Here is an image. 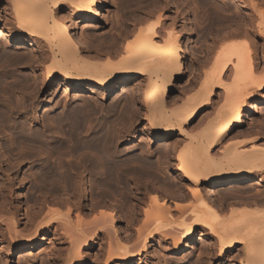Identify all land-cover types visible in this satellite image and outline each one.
I'll use <instances>...</instances> for the list:
<instances>
[{
  "label": "bare ground",
  "instance_id": "6f19581e",
  "mask_svg": "<svg viewBox=\"0 0 264 264\" xmlns=\"http://www.w3.org/2000/svg\"><path fill=\"white\" fill-rule=\"evenodd\" d=\"M3 1L10 11L0 8V37L8 39L0 47V264H14L16 252L27 258L51 233L57 251L32 264H160L161 252L178 254L197 234L206 245L194 248L196 264L227 256L264 264V208L225 212L213 190L257 184L253 174L264 173V145L255 143L264 134L231 143L253 132L246 113L264 107V0H193L192 10L182 0H134L116 34L97 46L77 36L74 21L95 26L109 0ZM196 34L205 35L197 49ZM57 80L58 90L97 99L75 94L40 122L39 92ZM129 85L133 93L101 106ZM144 123L169 158H149L150 146L141 156L120 147ZM29 162L37 183L30 199L29 177L20 174ZM166 172L177 188L159 184Z\"/></svg>",
  "mask_w": 264,
  "mask_h": 264
},
{
  "label": "rangeland",
  "instance_id": "374dc122",
  "mask_svg": "<svg viewBox=\"0 0 264 264\" xmlns=\"http://www.w3.org/2000/svg\"><path fill=\"white\" fill-rule=\"evenodd\" d=\"M110 1V5L109 6H105L104 7V10L102 11V14H101V18L96 21V24L95 26H93L91 23L92 21H89L87 20L86 18H78L76 19V21H74V31L76 32L77 36L82 38L83 41L86 42V38H88L87 40V43L90 45V46H97L98 44H102V40L103 39H110L114 34H116L117 32V25H118V21L119 19L121 20V18L123 19L124 17V14H129L128 12H132L131 10H134V6L136 7V4H135V1H134V5L133 2L130 0L126 1V0H109ZM193 0H182V2L185 4V6L187 8H191L190 10H192V6L195 4H192ZM129 2H132L131 4ZM237 4V3H236ZM5 5V6H4ZM221 5V3H220ZM7 6V7H6ZM9 7V4L7 5V3L5 1H3L1 4H0V8H2V14L4 16H8V12L10 11V9L8 8ZM200 9V8H199ZM203 10V8H201ZM128 10V11H126ZM201 10V11H202ZM203 12V11H202ZM63 14H67V12H64ZM121 14V16H120ZM126 14V15H127ZM119 15V16H118ZM125 15V16H126ZM120 17V18H119ZM196 15H194V13L192 12L191 14V21H192V25L195 26V32L198 31L200 28H199V25L196 24V19H195ZM118 20V21H117ZM113 26V27H112ZM116 26V27H115ZM116 31H114L113 30ZM116 28V29H115ZM200 31V30H199ZM198 31V32H199ZM207 31H208V28H207ZM83 33V35H82ZM197 33V32H196ZM201 33V32H200ZM100 34V35H99ZM197 35V34H196ZM1 36V34H0ZM101 36V37H99ZM103 36V37H102ZM108 36V37H107ZM198 37H196L197 40H195V44H197V46L195 47L196 49L199 48V44L201 45L202 42H200V39H204V37H200V34L197 35ZM85 37V39H84ZM100 39H99V38ZM105 37V38H104ZM200 37V38H199ZM3 38V40H2ZM6 38V39H5ZM97 38V39H96ZM102 38V39H101ZM199 38V39H198ZM201 39V41H203ZM7 37L4 36V37H0V47H6L5 43L7 42ZM90 40V41H89ZM5 41V42H4ZM197 41V42H196ZM99 42V43H98ZM199 42V43H198ZM93 43V45H91ZM97 43V44H95ZM2 47V48H3ZM19 50L16 49V52H18ZM15 52V49L13 51V53ZM14 53V55H17V53ZM198 52H199V49H198ZM19 55V53H18ZM188 64V65H187ZM186 68L188 70H191V63L190 61L186 62L185 64ZM184 81V80H183ZM183 81H177L176 83L178 84H181L180 86L182 87L184 84H183ZM58 82V83H57ZM60 83V80H57L52 87H50L49 89L45 90V91H40L39 92V99H41V101H45L46 104H41L42 106H40L39 110H38V114L40 116V122L42 120H44L43 118L46 117V115L48 114V112L52 113L53 112V108L57 106V109L56 111L59 112L61 111L65 105V103H69L70 101V98H73V96L75 97L76 95L75 94H78V92H74V91H65V90H58V85ZM68 92V93H67ZM134 92V89H133V86L132 85H129L126 89V91H124L123 93V90L122 88H118L116 90H114L112 93H110V95L105 99V101L103 102L101 99L98 100V104L99 102H103L101 104V106L104 105V107H107L111 105V102L114 103L116 102L117 100H119V98L123 97L124 95H126L127 93L131 94ZM119 93V94H118ZM79 95H81L85 100H88L90 99V101L95 100L97 98H93V95L89 92H80ZM91 95V96H90ZM120 95H122L120 97ZM112 96V97H111ZM15 97V96H14ZM90 97V98H89ZM114 97V98H113ZM118 97V99L116 100V98ZM76 98V97H75ZM82 98V99H83ZM88 98V99H87ZM83 99V100H84ZM81 101V100H79ZM100 102V103H101ZM58 103V105H57ZM64 103V104H63ZM81 103V102H79ZM62 104V105H61ZM47 105V106H46ZM100 105V104H99ZM60 106L62 109H60ZM49 108H51L49 110ZM46 111V112H45ZM45 112V113H44ZM41 114V115H40ZM46 114V115H44ZM42 117V118H41ZM245 122H246V126H245V130L248 132H252V131H249V130H253V132L248 135L249 133H245L244 135L241 134L237 137H235L233 140L236 141V142H231V143H234V144H241V145H249L251 142V138H253L254 136V130L258 129L259 130V133L260 134H264L263 132V129H264V107H261L259 106H256L254 108V114L252 115V117H249V114L246 113V117L244 118ZM43 122V121H42ZM123 120H121V122L119 123H122ZM257 125V126H256ZM119 126V124H118ZM144 130L143 131H140L137 136H136V140L134 142H131V143H127V140H123L120 147L124 150V152H128L129 154H132V152L136 151L135 154H142V151L143 150H146L149 146H150V150L152 151V155H149V158H161L160 160L162 161V158H169L167 157V154L165 153V147L162 145V143H160L159 141L156 140L155 137L151 136V131L150 129H148L149 127H147L144 123ZM263 126V127H261ZM117 127V124L116 126ZM261 128V129H260ZM262 130V132H261ZM258 132V131H257ZM247 134V135H246ZM256 134V133H255ZM147 135V136H146ZM139 136V137H138ZM245 136V137H244ZM252 136V137H251ZM146 137V138H145ZM149 137L152 138L151 140H149ZM4 139V141H3ZM144 139V141H143ZM249 139V141H248ZM2 140V141H1ZM232 140V141H233ZM146 141V142H145ZM246 141V142H245ZM3 142V143H2ZM4 142H6V139H5V136L0 138V145L4 146ZM137 142V143H136ZM148 142V144H147ZM249 144H248V143ZM2 143V144H1ZM256 144H260V145H264V140H261V141H255ZM130 144V145H129ZM147 144V145H146ZM161 146H159V145ZM126 145V146H125ZM132 145V146H131ZM142 147H141V146ZM146 145V146H145ZM136 146V147H135ZM5 147V146H4ZM126 148V149H125ZM143 150H140L142 149ZM145 148V149H144ZM4 150V148H3ZM163 150V151H162ZM139 151V152H138ZM164 152V154H163ZM134 154V153H133ZM159 154V155H158ZM166 154V155H165ZM140 155V156H141ZM156 156V157H155ZM160 156V157H159ZM148 158V156H146ZM73 159V158H72ZM76 159V158H75ZM74 159V160H75ZM165 161V159L163 160V162ZM33 162H29L27 163V165H25L24 167H22V169L20 170V174L22 172V176H28L27 179V184L25 186V188L27 189V192H26V196L28 198L29 194L30 196L32 194H35L36 193V189L34 186L37 185V183H35V180L33 181V179L31 178L32 176V173L30 175V172H31V168L29 169V165L32 164ZM166 165V162L163 164V166ZM28 166V167H27ZM34 167H32L33 169ZM28 170V171H27ZM261 175V180H260V176ZM263 175V176H262ZM256 176V177H255ZM160 178V182L159 184L163 185L164 187L166 186L168 189H173L174 187V184L172 183V180H173V177L170 173H165V174H162L159 176ZM253 177H255V180L259 181L257 184H247L241 188H229V189H221L220 188V185H217L215 187H213V190H216L217 192V195H221L220 197H223L224 198V207L225 208V212L229 211L230 208L234 205L235 206H249L252 208V206H261L262 208H264V173L263 171L260 173H254L253 174ZM171 179V180H170ZM169 180V181H168ZM29 182V183H28ZM168 182V183H167ZM172 184H171V183ZM93 182H87V185H86V189H85V197H84V203L88 202L90 203L91 200V194L89 193L90 189H93V185H92ZM176 183V182H175ZM178 185V183H176ZM175 184V188H177ZM71 185V184H69ZM68 185V186H69ZM170 185V188L169 186ZM67 186V187H68ZM257 186V187H256ZM37 188V187H36ZM69 189L71 188L70 186L68 187ZM67 188L68 191H66V194L68 195H71L70 194V190ZM248 188V189H247ZM258 188V189H257ZM239 189V190H238ZM241 189V190H240ZM35 191V192H34ZM241 191V192H240ZM237 192V193H236ZM239 192V193H238ZM245 192V193H244ZM247 192V193H246ZM29 193V194H28ZM229 193V194H228ZM231 194V195H230ZM239 194V195H237ZM242 194V195H241ZM252 194V195H251ZM254 196L256 195L257 197V203H254L250 196ZM225 195H227L225 197ZM29 196V197H30ZM241 199H240V198ZM243 197V198H242ZM25 198L26 200L25 201H29L28 199L30 198ZM100 198V197H99ZM104 201H107V202H112L113 199L115 200L114 196L110 197L108 195L104 196ZM228 198V199H227ZM98 199V197H97ZM244 200L246 202H244ZM242 201V202H241ZM251 201V202H250ZM121 201L119 200H115L112 202V204L116 207H118V205L120 206V203ZM240 204H237L239 203ZM253 202V203H252ZM117 203V204H116ZM119 203V204H118ZM259 203V204H258ZM247 204V205H246ZM262 204V205H261ZM231 205V206H230ZM253 209V208H252ZM22 212H24V209H22ZM74 218H75V215H74ZM54 234L51 233L49 235H46L45 236V239H42V238H39L40 240V243L37 244L35 246L34 249L31 250V254H27V258L22 256L21 252H16V254L14 255V258H13V261H14V264H32L33 261L31 260L32 258H34L36 261H38V263L42 262V261H47L49 260V257L51 256V253H54L55 251H57V248L60 244L59 242V237L55 236L52 237ZM57 237V238H56ZM201 238V235L200 234H197L196 235V241L194 243H191V247H185L180 253L178 254H164V252H161L160 254V257L158 258V261L160 260V262L162 264H189L188 261L190 262V264H196V260H197V255L194 253V255L192 256L193 254V251H194V248H197L200 246V244H203L206 245L205 242L202 241V238ZM56 249V250H55ZM94 253H96V250H93ZM164 254V256H163ZM194 261V262H193ZM232 260L229 258V256H227L225 259L221 260V259H218L217 257L213 258L211 260V263L210 264H232ZM160 263V264H161ZM204 263V262H203ZM202 262H200V264H203ZM235 262H233L234 264ZM205 264V263H204Z\"/></svg>",
  "mask_w": 264,
  "mask_h": 264
}]
</instances>
